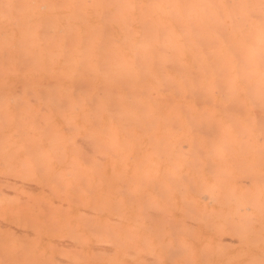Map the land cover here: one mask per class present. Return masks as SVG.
I'll return each instance as SVG.
<instances>
[{"label":"bare ground","instance_id":"6f19581e","mask_svg":"<svg viewBox=\"0 0 264 264\" xmlns=\"http://www.w3.org/2000/svg\"><path fill=\"white\" fill-rule=\"evenodd\" d=\"M242 1L0 0V264H264Z\"/></svg>","mask_w":264,"mask_h":264},{"label":"rangeland","instance_id":"374dc122","mask_svg":"<svg viewBox=\"0 0 264 264\" xmlns=\"http://www.w3.org/2000/svg\"><path fill=\"white\" fill-rule=\"evenodd\" d=\"M228 1H229V3H230L231 0H228ZM243 1H244V0H243ZM243 1H242V3H244ZM255 1H257V3H258V6H257V7H259V9H257L256 6H254V4H257V3H254V0H251V2H250V0H248V2H247V0H246V1H245L246 3H244V4L241 3V4L243 5L244 10H246V8H247L248 6H250L249 4H251V7H250V8H251V11H250L249 9H248V11H250V14H252V16L249 15V12L246 11L245 13H246L247 17H245L244 14H241V15L239 16V18L237 19V21L234 20L236 24H234V21H233V25H234V26H237V23H238V21L240 20V22L238 23V25L240 24L239 29L242 30V29H244V28H242V27H243V23H241V20H243V22L245 23V26L247 27L246 29L248 30V33H247L245 30H244V31L242 30V31H243L244 33L246 32V33L249 34V35L251 34V32H253L255 26H256V27H259V28H261V29L264 27V26H262V25H264V21H262L264 18L261 17V20H260V18H259L260 16H263V15H264V14H263V12H264V11H263V10H264V6H263V9L260 8V7L262 6V4H263V3H262L261 6H260V2H261L262 0H261V1H260V0H255ZM263 1H264V0H263ZM226 2H227V0H223V3H224V4H225ZM248 3H249V4H248ZM230 4H232V2H231ZM241 4H240V5H241ZM247 5H248V6H247ZM227 6H228V3L225 4V7H224V8H225L227 11H229V9L227 8ZM240 7H241V6H240ZM260 9H261V11H263V12H261ZM241 10H242V8H241ZM256 10H258L259 13H257ZM230 11L232 12L233 10L231 9ZM243 12H244V11H243ZM230 14H231V13H230ZM258 14H260V15H258ZM248 15H249V16H248ZM255 15H256L258 18H257ZM230 16H231V15H229V17H230ZM250 16L252 17L251 21H250ZM226 17H227V16H226ZM224 18H225V17H224ZM225 19H226V18H225ZM225 19H224V20H225ZM227 19H228V20H227ZM227 19H226V21H225V25H228L229 23H230V24L228 25L227 29H225V30L223 31V32H224V35H226V36L228 35V32H229L230 30H232V27H234V26L231 27V25H232L231 23H232V19H233V18H230V20H231L230 22H229V18H228V17H227ZM254 21H255V24H254V27H253L252 24H253ZM262 22H263V24H262ZM256 24H257V25H256ZM261 24H262V25H261ZM241 26H242V27H241ZM225 27H226V26H225ZM233 29H234V28H233ZM243 32H240V33L238 32V33H239V35H243ZM249 35H248V36H249ZM244 36H245V35H244ZM244 36H243V38H242L241 40H243V39L246 40V39H247V38L244 37ZM228 37H229V36H228ZM250 37H251V36H249V38L246 40V41H247L246 44L249 43V41H250V40H249ZM245 40H244V41H245ZM248 40H249V41H248ZM224 41L226 42V44L228 43V40H226V38H225ZM244 41H243V43L246 42V41H245V42H244ZM228 46H229V43H228ZM228 46L225 45V49H226L227 52H228L227 54H225L226 58H228V54H229V49L227 48ZM260 49H263V48H260ZM226 50H225V51H226ZM263 50H264V49H263ZM241 51L243 52L242 47H241ZM223 53H224V52H223ZM260 53L262 54V52H260ZM257 55H258V56H257ZM252 59H253V60H254V59H257V60L255 61L256 63L254 62V67L252 68L253 71H255V70H256V71H262V70L264 71V64H263V63L261 64V61L264 62V56H263V54H262V55H259V52H257V50H255V51H254V56H253ZM252 59H250L249 61H251ZM258 59H260L259 62H258ZM249 61H248V60H247V61H241V65L238 66V70L240 71V73H239V75H240V83H239V86H240L241 88L249 87L248 84H246V85L244 84L245 81H244V82L242 81V77H243V78L245 77V76H243V75L246 74V73H248V70H249V71L252 70L251 67H252L253 61H252L251 64L248 63ZM259 63L261 64V66H259ZM249 64H250V65H249ZM255 64H257L258 66H256ZM245 66H246V68H245ZM262 66H263V68H262ZM250 69H251V70H250ZM261 69H262V70H261ZM238 70H237V71H238ZM227 72H228V71H227ZM241 73H242V74H241ZM254 73H255V72H254ZM250 80L253 81L252 79H250ZM245 83H246V82H245ZM223 86H224V87H225V86L228 87V86H230V84L227 83V84H224ZM250 86H253V84H251ZM254 86H255V85H254Z\"/></svg>","mask_w":264,"mask_h":264}]
</instances>
